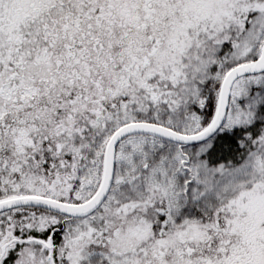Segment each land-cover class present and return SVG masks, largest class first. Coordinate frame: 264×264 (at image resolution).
Here are the masks:
<instances>
[{
	"label": "snow or ice",
	"instance_id": "1",
	"mask_svg": "<svg viewBox=\"0 0 264 264\" xmlns=\"http://www.w3.org/2000/svg\"><path fill=\"white\" fill-rule=\"evenodd\" d=\"M0 264H264V0H0Z\"/></svg>",
	"mask_w": 264,
	"mask_h": 264
}]
</instances>
